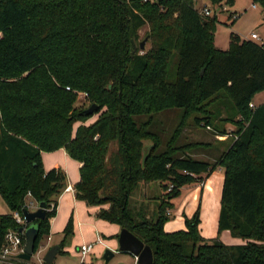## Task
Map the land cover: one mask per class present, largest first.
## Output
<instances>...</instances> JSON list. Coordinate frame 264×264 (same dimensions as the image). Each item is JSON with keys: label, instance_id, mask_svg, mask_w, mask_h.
Segmentation results:
<instances>
[{"label": "trees", "instance_id": "1", "mask_svg": "<svg viewBox=\"0 0 264 264\" xmlns=\"http://www.w3.org/2000/svg\"><path fill=\"white\" fill-rule=\"evenodd\" d=\"M218 22L197 0H0V194L11 211L0 213V252L8 232L24 226L13 213L28 194L48 203L47 218L35 221L36 250L50 235L67 173L45 170L42 153L64 148L81 162L77 199L108 206L99 217L150 245L153 264H264V103L253 101L264 91V41L231 32L229 48L219 49ZM145 26L151 47L131 56ZM222 98L236 113L217 118L236 129L216 133L234 139L215 163L198 160L195 149L209 143L181 144L182 133L191 118L212 128ZM93 103L99 109L87 115ZM171 108L184 109L183 120L164 142L153 114ZM218 166L219 232L245 243L204 237L199 213L186 229L166 231L174 199ZM155 181L165 192L153 220L133 210L131 196ZM73 229L71 218L61 247Z\"/></svg>", "mask_w": 264, "mask_h": 264}, {"label": "rangeland", "instance_id": "2", "mask_svg": "<svg viewBox=\"0 0 264 264\" xmlns=\"http://www.w3.org/2000/svg\"><path fill=\"white\" fill-rule=\"evenodd\" d=\"M207 5L213 10V14L218 15V28L215 37L218 40V46L222 50L229 48V38L231 32L237 33L242 39H251L250 33L255 30L259 34V39H254L257 42L264 40V7L260 3H254V0H235L233 5L223 4V10L220 5L211 4L210 0H197V7L202 9ZM255 5L256 7H253ZM236 12L237 18L232 17V13ZM149 31V26H145L140 30V38L136 41L140 46V42L146 39V33ZM151 47V42L147 40L145 50ZM83 101V96H81ZM254 101L257 105L264 103V91L255 96ZM87 106V104H86ZM89 106V105H88ZM214 115V123L212 128L197 127L194 119L189 120L188 126L182 133L180 140L181 144L185 142H204L209 143L208 146L201 145L194 151V157L198 160H207L215 163L221 154L227 150V147L232 143L234 135H228V139L223 141L217 130L225 129L230 133L229 124L220 122L218 112L222 115L231 117L236 113L234 102L228 98H222L221 103L216 107ZM184 109L171 108L163 112L153 114L152 130L157 131L162 135L164 142H167L175 128L181 123ZM98 114L91 117L88 123L93 122ZM143 120H147L148 116H143ZM79 124V123H78ZM76 124V125H78ZM206 184L193 183L183 188L182 194L174 199V207L170 213L172 217L168 219L164 228L166 229H186L187 218L193 219L197 213L200 214L201 227L204 235L209 238L220 236L226 242L227 237L224 233L219 232L218 222L222 200V187L224 183V169L218 166L217 169L209 176L203 173ZM167 184V183H164ZM163 182L155 181L152 183H141L140 186L133 192L131 198V206L137 214H146L151 219L156 220L157 210L160 202V196L164 194ZM8 204L4 201L0 194V213H10ZM60 222H57L58 227ZM227 234V233H226ZM75 235V234H74ZM70 236L66 245L69 246L73 236ZM49 235H45L39 245H44L42 251L37 252L32 256L29 264H41L39 257L44 258L51 245L56 244L62 238V234L54 235V239L49 241ZM232 236V235H231ZM237 243H245V240L235 237ZM95 253H91L90 259L95 264L99 261L100 264H105L103 256L108 248L103 242L97 240V249ZM101 248V249H100ZM40 249V248H39ZM101 251V252H100ZM115 257L111 259L110 264L133 263L138 264V260L131 253H122L119 248L115 250ZM77 259L73 255L67 253L59 254L54 264H75ZM1 264V263H0ZM50 264V263H47Z\"/></svg>", "mask_w": 264, "mask_h": 264}, {"label": "crops", "instance_id": "3", "mask_svg": "<svg viewBox=\"0 0 264 264\" xmlns=\"http://www.w3.org/2000/svg\"><path fill=\"white\" fill-rule=\"evenodd\" d=\"M204 6H207V5H204ZM221 8L223 10L226 9L223 6H221ZM233 14H236V12L232 13V17H233ZM252 32H256V31L253 30ZM215 40H216L215 41L216 46L219 49H221V47L218 46L217 37H215ZM229 44H230V38H229ZM254 104L257 105L255 101H254ZM227 124L231 126L230 131H233L236 129L235 123L231 122ZM220 137L223 138V140H226L228 135L220 136ZM42 154H43V165H44L45 170H50L52 168H60V169L62 168L67 173V185L68 186L58 198L59 203L57 207V214L51 224V228H50L51 233L49 235L51 239H49V241L53 240L54 235H57L59 233L62 234V238L56 244H53L51 246L58 245L59 247H61L63 240L65 238L64 229L71 218H73V221H74L73 235L74 234L75 235L73 236L69 246L66 245L68 239L66 240L65 244L61 247L60 252L56 255L53 261V264L55 263L58 255L64 254V253L73 255L77 259L75 264H80L81 263L80 261L82 258V252H81L82 245H92L93 246L92 251L88 253L86 256V262L87 264H94L92 260L90 259L89 255L93 252L95 253L96 250H99V248L97 249V240L103 242V244H105V246L108 247L107 249H112L113 251L117 250L120 247L118 243V238L122 231L121 226H119L116 223L110 222V221L108 222L100 218L98 215L99 211L102 208H107L108 206L106 205L105 206H98V205L91 206L85 200H82L79 198L77 199L76 197L75 187L81 177V169H80L81 162L73 159L64 148H60L59 150L52 151V152H43ZM203 184H206V182H204ZM69 187L71 188L68 189ZM219 218H220V214H219ZM57 222H60L58 227L56 226ZM201 225L202 223H200V226H199V228H201V233L204 237H206L203 233V228L201 227ZM166 231L172 232V231H175V229L173 228L166 229ZM222 233H224L225 237H227L226 243L239 244L234 240L236 236L235 237L231 236L232 234L230 231H223ZM24 262H27V261H17L15 263L7 262V263H2V264H25ZM28 263L29 262H27V264ZM95 264H100V263L99 261H97V263Z\"/></svg>", "mask_w": 264, "mask_h": 264}, {"label": "water", "instance_id": "4", "mask_svg": "<svg viewBox=\"0 0 264 264\" xmlns=\"http://www.w3.org/2000/svg\"><path fill=\"white\" fill-rule=\"evenodd\" d=\"M148 37L141 41L140 47L142 50L145 49ZM133 42V49L131 51V56H134L138 45L136 42ZM99 109V106L96 103L90 105V108L85 111L87 115H91ZM47 206L48 203L41 202L37 210L29 211L25 209L23 211L24 217H26L27 224L29 227L25 226L20 227L19 231L26 234V245L25 250L18 254V258L23 261H31L33 254L35 253L36 241L39 235L38 224L35 222L37 219H46L47 218ZM121 233L118 238V243L120 245L119 251L122 253H131L138 260V264H153V250L150 245L145 244L140 240L133 232L127 228H122ZM61 247L58 245L51 246L46 255L44 256V262L53 264V261L56 255L60 252ZM116 253L112 249H107L103 256L105 264H110L111 259L115 257ZM119 264H133V263H119Z\"/></svg>", "mask_w": 264, "mask_h": 264}, {"label": "built area", "instance_id": "5", "mask_svg": "<svg viewBox=\"0 0 264 264\" xmlns=\"http://www.w3.org/2000/svg\"><path fill=\"white\" fill-rule=\"evenodd\" d=\"M255 7V5H254ZM202 13H204L206 16H212L213 14V10L210 9L208 6H204L201 9ZM237 14H233V18H237ZM250 38L251 39H259V35L257 32H251L250 34ZM254 104H252L253 106ZM71 187H69L68 189H70ZM29 200H27V204L24 207V210L27 209L29 211H33V210H37L39 208V203L37 201H35L30 194H28L27 197ZM54 207V203H52L51 208ZM13 217L15 219H17V221L24 225L25 228H27V221H26V217H24L23 212H19L16 210V212L13 213ZM49 239H51V237L49 236ZM25 245H26V234L23 232H20L18 230L14 231V230H10L6 236V240L5 243L2 246V250L0 252V263H7V262H12L15 263L17 261H23L21 259H19L17 256L19 253L23 252L25 250ZM82 258H81V263L80 264H87L86 262V256L88 253H90L93 249L92 245H82ZM40 248V249H39ZM44 249V245H39L38 249L35 250L36 254L37 252L39 253V251H42ZM33 254V255H34ZM40 263L41 264H45L43 258L39 257Z\"/></svg>", "mask_w": 264, "mask_h": 264}]
</instances>
